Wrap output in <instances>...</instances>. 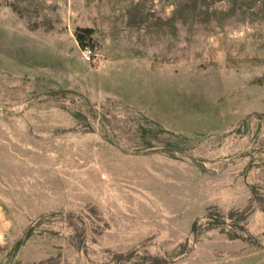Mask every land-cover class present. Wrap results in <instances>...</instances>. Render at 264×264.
<instances>
[{"label": "rangeland", "instance_id": "obj_1", "mask_svg": "<svg viewBox=\"0 0 264 264\" xmlns=\"http://www.w3.org/2000/svg\"><path fill=\"white\" fill-rule=\"evenodd\" d=\"M0 264H264V0H0Z\"/></svg>", "mask_w": 264, "mask_h": 264}]
</instances>
